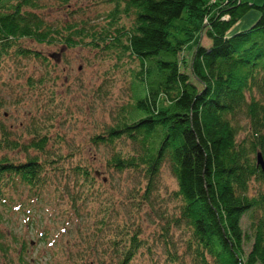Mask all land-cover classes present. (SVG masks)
<instances>
[{
  "label": "trees",
  "instance_id": "1",
  "mask_svg": "<svg viewBox=\"0 0 264 264\" xmlns=\"http://www.w3.org/2000/svg\"><path fill=\"white\" fill-rule=\"evenodd\" d=\"M97 3L104 9L94 18L49 22L43 0H0V66L10 60L18 72L24 60L42 59L28 40L95 50L130 75L132 101L91 136L107 153V178L128 180L125 198L115 205L120 185L106 189L88 165H69L73 151H55L65 135L49 136L63 104L54 91L45 121L22 123L20 135L2 121L7 100L0 95V208L8 187L21 184L41 199L69 166L66 177L77 186L63 188L65 195L74 208L84 198L95 206L84 211L99 213L92 235L102 238L96 255L80 263L133 264L146 255L151 264H264V174L256 158L264 161V1ZM251 9L257 20L233 31ZM48 76L27 83L36 89ZM164 165L176 184L165 202L157 186ZM2 235L0 228V243Z\"/></svg>",
  "mask_w": 264,
  "mask_h": 264
},
{
  "label": "rangeland",
  "instance_id": "2",
  "mask_svg": "<svg viewBox=\"0 0 264 264\" xmlns=\"http://www.w3.org/2000/svg\"><path fill=\"white\" fill-rule=\"evenodd\" d=\"M243 1L260 5L264 0ZM43 3L47 5L45 17L49 22L77 21L82 16L94 18L104 9L99 3L94 5V0H71L68 5L62 0H43ZM258 16L259 12L251 9L233 27V31L250 26ZM175 24L181 26L184 21L177 20ZM23 43L27 47L37 48L44 59L24 60L18 72H12L15 66L10 60L0 66V95L7 100L2 121L17 135L26 131L22 123L45 121L49 110L46 99L54 91L55 100L63 104L57 110V119L49 130V136L54 139L57 134L65 135L62 143L55 145L60 147L55 151L64 154L73 151V156L65 158L69 165H88L106 189L120 185V192L116 188L113 194L115 205H118L125 198L121 194L126 192L129 182L115 173L113 178L108 173L107 178L104 164L107 153L101 146L91 143V136L104 125L113 123L121 107L132 101L128 86L130 75L112 70L110 62L95 50L80 47L61 50V46L34 45L28 40ZM200 43L209 44L204 34ZM181 54L186 59L191 55L187 50ZM45 73L49 75L45 83L32 89L27 77L34 78L35 75L37 78ZM242 136L239 134V137ZM69 170V166L63 168L60 172L62 179L56 178L45 185L41 199L36 198V190L31 191L21 184L5 190L7 201L0 208L3 234L0 264H83L79 262L83 255H86L83 259L96 255L93 249L99 248L102 238L95 239L96 236L92 234L96 230L95 219L99 213L95 215L84 211H92L95 207L87 203L85 198L84 204H78V209L72 206L63 190L68 188L73 191L77 186L73 177H66L70 174ZM57 175H60L59 172ZM157 186L158 196L165 202L176 189L169 166L162 167ZM246 225L247 219L244 218V228ZM143 226L149 228L147 218H144ZM88 235L92 237L91 242L88 241ZM157 249L160 253V249ZM145 257L142 255L133 264H151L148 257L147 261L143 259Z\"/></svg>",
  "mask_w": 264,
  "mask_h": 264
},
{
  "label": "water",
  "instance_id": "3",
  "mask_svg": "<svg viewBox=\"0 0 264 264\" xmlns=\"http://www.w3.org/2000/svg\"><path fill=\"white\" fill-rule=\"evenodd\" d=\"M257 164L260 166L262 173L264 174V161L260 154L257 155Z\"/></svg>",
  "mask_w": 264,
  "mask_h": 264
}]
</instances>
